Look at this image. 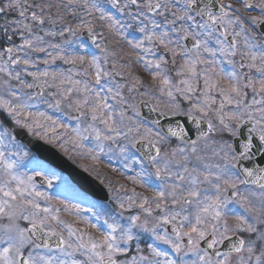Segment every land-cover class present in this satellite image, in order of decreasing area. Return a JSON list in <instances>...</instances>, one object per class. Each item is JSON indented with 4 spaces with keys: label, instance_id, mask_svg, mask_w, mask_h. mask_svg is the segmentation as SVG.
<instances>
[{
    "label": "snow or ice",
    "instance_id": "1",
    "mask_svg": "<svg viewBox=\"0 0 264 264\" xmlns=\"http://www.w3.org/2000/svg\"><path fill=\"white\" fill-rule=\"evenodd\" d=\"M76 3L77 0H69L65 7ZM108 3L121 16L128 10L126 14L129 22L121 23L116 17L105 13L95 0L91 4L84 0L82 6L86 11L88 8L100 11V19L107 20L109 30L122 38V29H133L135 25L134 32L140 33L141 36L127 39V44L132 50H139L144 54L137 56V61L144 63L154 83L159 82L161 94H166L175 101L176 97L172 91L175 89L185 99L192 100L197 91L196 84L203 79L204 87L188 109V117L199 127L200 120L195 114L207 116L212 106L217 103L211 93L218 92L219 107L214 110L222 130L235 136L236 129L230 126V122H235L237 129L240 124L252 122L253 128L250 131H256V126H259V135L256 137L259 143L254 146L253 138L249 136L238 153L231 144L225 143L220 150L223 152L222 165H205L202 172H197L195 168L189 171L187 167L179 165L183 171H173V161L167 158V153L161 155V149L157 146L163 141V136L157 134L158 139H148L141 151V140L137 139L139 127L124 125L123 112L119 113V123L114 118L113 106L108 101L111 99L118 104L127 103L120 91L124 85L117 84L112 79L122 75L116 70L115 64L112 65V71H109L96 56L87 60L82 55L65 58L61 55L60 45L48 44L47 48L58 50L56 55H53L43 46L42 36L25 38L16 49H5L12 65L22 62L25 66H35L29 58H24L23 61L20 57L12 58L14 50L24 49L45 52L53 63L57 59H63L65 63L74 66L77 62L82 66L86 65L79 70H68L69 73L85 79H73V75L58 72L51 73L52 84H48L47 80L40 83L41 89L46 84L48 87H58V93H49L54 97V103H50L49 107L59 111L61 105L66 103L68 109L78 113L71 117L77 121V125L71 129L72 143L76 147H82L84 141H91L89 152L95 153L93 159H97L98 155L119 154L125 160L124 167L130 168L132 164H139L140 172L130 178L133 183L152 176L162 183L155 185L151 197L132 190V195L120 199L118 206L122 210L121 215L132 208H138L143 214V219L141 214H136L128 216L124 224L115 219L112 222L105 220L103 225H99L101 237H92L61 220L60 208L50 203V198L45 192L37 190L33 176L17 174L14 171L15 163L7 161L5 152L0 151V215L29 223L27 228L13 224L0 232V264H228L230 253L222 254L217 251L214 255L223 258L213 260L208 251L230 239L228 233L248 234L247 238L238 239L230 249L236 253L247 252V259L241 257L239 264H264V207L256 208L252 205L249 195L255 193L245 194L240 189V185L253 184L264 190V168L241 164L243 160L251 161L256 153L264 157V39H258L256 36L257 29H264V0H236L238 7L233 3H224L223 0H108ZM133 6L135 11L130 10ZM29 8H40L41 14L32 11L29 17L26 15ZM16 10H19V19L7 22L6 26L16 25L31 34L32 26L25 21L30 19L39 25L45 23L42 5H28L27 0H7L0 6V13ZM253 12L258 14H252ZM87 14L91 15V12ZM169 15L171 19H168ZM152 16H160L163 20L158 22ZM48 20L52 24L56 23L51 16ZM82 24L88 27L89 32L92 31L89 22L82 21ZM65 32L75 35L76 29L67 26L59 33L46 31L45 35L63 36ZM92 39L95 43V37ZM97 47L99 48V45ZM157 47L163 48L164 52L171 56L173 65L178 56L183 58V63L176 72L181 79L176 84L172 83L163 67L168 64L165 55L154 59L146 58L155 57L154 49ZM101 51L105 53L104 65H107L108 56L115 54L108 53L107 49ZM218 55L223 57V60H218ZM237 55L241 58L238 66L232 59ZM43 62L47 65L50 61L45 59ZM222 63L228 64L230 70L219 68ZM198 65L204 67L198 70ZM241 69L247 71L242 72ZM23 71L35 81L50 75L47 70L29 72L28 67ZM0 72L8 75L10 79L19 80L25 88L35 87L34 84L22 80L20 72L13 76L7 62L0 65ZM56 81H59V85ZM66 83L71 86L64 88ZM135 83H140L139 78H136ZM129 91H132V88ZM248 91L252 93L250 101L246 100ZM8 94L16 102L0 96V108L8 111L16 124L30 132L33 129H43L45 135L49 130L56 133L57 127L64 129V133H58L57 138L69 131L67 125L59 123L44 112H29L28 109L32 105L20 102L18 94L10 88ZM37 95L42 96L43 91ZM57 95L58 99L55 98ZM228 106H231L230 110L225 111ZM179 107V104H173L174 110H179ZM41 120L44 123H41ZM208 130H215L211 121H208ZM168 131L172 136L178 134L171 128ZM133 133L136 135H132ZM179 134H184L183 129H180ZM7 135V131L0 133V141ZM145 135L151 136L152 130L146 129ZM195 143L192 141L193 145ZM195 151L196 148L193 147L192 152ZM136 152H140L139 157ZM178 152L184 153L185 149L180 148ZM176 154L177 151L174 150L173 157ZM146 165H150L154 171H149ZM240 175H243L244 179H239ZM48 184L51 186V181H48ZM261 195L264 197V192ZM41 200L46 202V206L39 203ZM241 208L244 213L255 212L256 215L249 217L242 214L239 211ZM64 210L69 211L67 206ZM157 211L159 215L154 216ZM153 217L154 219H150ZM229 218L233 220L232 224H229ZM257 223L261 226L257 227ZM167 225H171V234L167 228L159 230ZM57 227L61 229L59 232ZM91 227L95 229L98 225L93 224ZM65 229L67 239L64 235ZM134 229L147 233L155 241L167 245L178 259L169 257L167 252L161 251L151 243L147 245L150 256L142 255L139 243H136L137 255L130 259H119L118 257L129 252L132 242L140 240ZM209 236L211 239H208ZM200 241H206L207 248L202 249ZM41 249L44 251H40ZM257 249L259 255H256ZM76 253L85 256V261L72 258ZM189 254L196 259H185ZM62 256L69 259H63Z\"/></svg>",
    "mask_w": 264,
    "mask_h": 264
},
{
    "label": "rangeland",
    "instance_id": "2",
    "mask_svg": "<svg viewBox=\"0 0 264 264\" xmlns=\"http://www.w3.org/2000/svg\"><path fill=\"white\" fill-rule=\"evenodd\" d=\"M63 6L65 7V3H63ZM44 20H45V23L43 25L38 24L36 27V28L41 29V33H44V34L46 31H55V32L59 33L61 31H63V29L66 27L65 25L64 26L62 25V28H60L59 31H56L53 27L51 28V26H46L47 25L46 24V22H47L46 18H44ZM68 35H69V37L74 36L72 33H68ZM47 36H49V35L42 36V37L43 38L46 37V40H47ZM56 36H58V38L60 39L58 45H63L65 43V41L68 40L66 37V33H64L63 36H61L59 34ZM47 43L45 45H47ZM52 51L54 53H57L58 50L52 49ZM169 77L172 80V83L175 84L173 77L172 76H169ZM173 90L174 89H172V91ZM155 91L159 92V89H157ZM157 99H158V102H160V98L157 97ZM64 105L65 104L61 105V109L59 111H57L55 108L51 107L48 116H51L54 119H57L58 122L61 124H64L67 126L71 125L74 128L76 125H73L74 121L72 122L71 120L67 119L68 118V110H66V108H64L65 107ZM2 109H4V108H2ZM4 111L7 114H9L8 111H6L5 109H4ZM69 113H70V111H69ZM33 114H35V113H33ZM65 115H67V116H65ZM8 117H9V119L13 120V117L11 115H9ZM41 123H44V121L41 120ZM0 124H1V121H0ZM212 124L215 125V128H216L215 130H213V134L212 135H206L204 138L199 139L198 141L195 140V142H196L195 145H193V144H191V145L177 144L176 146L173 147L170 144H164V143L160 142L161 144H159V145H160V149H161V155H164L165 153L168 154L167 158L173 161V169H172L173 171H183V169L181 167H179V165H183L184 167H187L189 169V171H192V169L195 168L197 170V172H199L200 168H202V167L204 168V166L207 165V163L205 164V162H203L204 161L203 158L207 159L208 156L209 157L211 156V158L215 159V162L211 163L213 166L217 165V164L222 165L224 163V160L222 159L223 152H221L220 150L225 143L230 144V142L227 140V136L224 134V132L222 130L217 131V125L215 124L214 120H212ZM4 131H7L8 135H7V137H4V139L2 141H0V151L5 152V159L9 162L15 163L16 167H15L14 171L17 174L31 175L34 177V175H36L37 173H40V175H42V177L44 176L46 178V180L51 181L53 188H51V190L49 191L50 194L47 193L48 197L50 198V203L53 206L60 208V212H59L60 219L65 221L66 223H68V221H67L68 220V211L64 210L65 206H67V208H68V200H67L68 199V187H64L62 184H60L63 180L60 178L61 175L52 173L51 169L48 166H46L45 164H41L39 161H37L35 156H33V154L25 146L18 144L17 142H15V140H13L11 134L9 133L8 130H6V128L0 126V133H3ZM37 133H39V134H37ZM58 133H64V129L57 127L56 133H53L51 130H49L47 135L44 134L43 129H33V131H31V134L33 136H36V137L42 139L43 141L49 142L51 145H55L63 153H65L67 156L68 155L73 156V157L79 156V151L77 150L78 147H76L72 143L73 134L70 137H68V132H67V134L60 135L59 138H57ZM193 147L196 148L195 152H192ZM180 148H184L185 152L179 153L177 151V154L173 157V155H172L173 151L178 150ZM217 150H218V152H217ZM121 160H124V158L120 156V163H121L120 166L122 168L118 165L117 166L120 169L125 170V171L132 170V172H134V173H131V175H130V172H127L125 174L126 177H122L120 182L118 181L119 183L115 184V185H117L118 188L115 187L113 195L111 197V198H113V200L115 202V204H114V209H115L114 210V216L113 217L109 216V217L104 218L105 212H103L102 218H101L102 224L104 223L105 220L112 222V220H114V219L117 220L119 223L124 224L126 222V218L128 216L141 214L140 210L138 208H132L129 211L123 212V214L121 215L122 210L118 206L120 199H123L125 196L132 195L131 190H132V187L134 185H138L140 187H143L139 183H133L132 182V179H130V178L136 176L135 170L132 169L131 167L130 168L124 167V163L121 162ZM81 162L83 163L85 168L88 169V171H91L92 173L97 174L96 176L104 177V176H102L104 171L102 170L101 167H99L98 164L95 163V160H92V159L87 160V161L81 160ZM147 169L149 170L148 167H147ZM138 170L140 172V170H141L140 166H139ZM212 170L214 171L215 168H213ZM0 174H2V169H0ZM144 179L145 178H143V180ZM148 179L151 183H153V181H155L154 176H152ZM135 189L137 190V193H140L143 196L151 197L153 195V194L146 195L141 190H139L137 188H135ZM240 189H241V191H244L245 194L255 193V195H249V200L251 201L252 205H254L256 208L264 207V197H262V195H261V193L264 192V190L260 189V190L255 191V192H253V191L249 192V190H246L242 185H240ZM37 190H39V189H37ZM39 203L42 206H46V202L43 200L39 201ZM234 207L238 208L239 206L234 205ZM239 211L242 214H245L249 217H253L256 215L255 212L244 213V210L242 208L239 209ZM98 213L100 214V212H98ZM155 215H159V212L157 211L156 213H154V216ZM141 216L143 219V214H141ZM150 219H154V217L150 218ZM74 221L77 222L78 220H76L74 218ZM232 223H233V220L231 218H229V224H232ZM13 224L19 225L22 228H26L27 225H29V223L27 221H24L22 219H9L8 216H6V215H0V232H2L5 227L12 226ZM71 225L76 229L81 228V230H83L84 232L86 231V229L84 228L85 227L84 224H82V226L79 228L76 227L74 224H71ZM260 226L261 225H259L257 223V227H260ZM164 228H165V226L161 227L159 230L163 231ZM90 229L91 228L87 229L88 231H86L85 233H87V232L90 233L91 232ZM56 230L59 232L61 229H60V227H57ZM134 232L136 234H138L139 236L145 235L144 237L147 238L146 241H144V239L140 238L139 241H134L131 244V246L132 245L136 246V243H139V246L140 245L142 246V248H141L142 249V253H141L142 255L150 256L147 245L149 243H151L154 246H156L158 249H160L161 251L167 252L169 257H171L173 259H178L177 255L175 253H173L172 250L170 248H168L167 245H164V244H161V243L155 241L147 233L138 232V230H135V229H134ZM236 234L242 235V238L248 237L247 233H243V234L236 233ZM64 235H65V238L67 239L68 238L67 237V229L64 230ZM88 235L91 236L92 234H88ZM101 235H102V233H99V236H95V237H101ZM228 235L230 236V235H232V233H228ZM252 238H254V236ZM141 239H142V241H141ZM72 240L75 242L74 238H72ZM130 247H129V252L127 254H125L124 256H120L118 258L121 260H124V259H130L132 256L137 255L136 249L134 248L133 251H131ZM40 251L43 252L44 250L41 249ZM25 253L27 254V249L25 250ZM54 254L59 255V253H54ZM256 255H259V249H257ZM241 257H243L244 259H247V257H248L247 252L229 254L228 264H239ZM61 258L69 259L68 257H64V256H62ZM72 258H74L76 260H80V261H85V259H86V257L81 255L80 253H76L74 255V257H72ZM185 259L192 260V259H196V257L189 254L188 256L185 257Z\"/></svg>",
    "mask_w": 264,
    "mask_h": 264
},
{
    "label": "flooded vegetation",
    "instance_id": "3",
    "mask_svg": "<svg viewBox=\"0 0 264 264\" xmlns=\"http://www.w3.org/2000/svg\"><path fill=\"white\" fill-rule=\"evenodd\" d=\"M247 14V13H245ZM252 14H257L255 12H253ZM13 14L10 13V12H5V13H2L0 14V65L4 64L5 62H7V67L9 68V70L12 72L13 76H15L16 72H20V77L21 79L23 80V63H22V68L18 65H16V67H12L9 62H8V53L5 51L6 48L8 47H12L14 49H16L19 45H21L23 43V40H24V30L21 28H17L16 25H10V26H6V23L7 22H10L9 20V17L12 16ZM13 33L14 35L11 37V39H9L10 37V33ZM257 36V35H256ZM257 38H259L257 36ZM231 39V38H230ZM240 48L241 50L243 49V40L241 39L240 41ZM24 50L22 51H16L14 50L13 53H12V58H16V57H20L21 58V61H23L24 59ZM217 59L218 60H223V57H220L219 55L217 56ZM236 61L237 63V66L239 65V62L241 60L240 56L237 55L236 57L232 58ZM14 66V65H13ZM220 68H223L225 70H230V66L226 63H222ZM219 70V68H218ZM240 71H247V69H241ZM7 82V83H5ZM19 83L16 79H10L8 75H6L5 73L3 72H0V93L2 95V97H7V98H11L12 96H10L8 94L9 92V88L11 89V91H14L18 94V96L23 92L22 88L19 87ZM248 94H251L252 93L250 91H248ZM179 110L182 111L184 108L183 104L179 103ZM225 111H228V110H225ZM246 119V118H245ZM230 126L233 128V129H236V132H237V128H236V124L235 122H230ZM253 128V127H252ZM218 130H222L221 128H217V131ZM224 131V130H222ZM256 131H259V126H256ZM77 150L80 152V149L77 148ZM90 173V172H89ZM92 175V174H91ZM94 177V175H92ZM96 179H98L97 177H94ZM68 179V178H67ZM101 181H104V179H100ZM158 180H156L155 178V181L153 182H157ZM68 185H69V188H73L75 189L82 197H83V202L85 203H89V202H93V203H96V204H100L98 201H95L94 199H90L89 197H87L86 195L82 194L79 189H77L78 187H76L72 181L70 179H68ZM148 187L150 189H152L154 187V184L151 183L150 181H148ZM103 205V204H102Z\"/></svg>",
    "mask_w": 264,
    "mask_h": 264
},
{
    "label": "water",
    "instance_id": "4",
    "mask_svg": "<svg viewBox=\"0 0 264 264\" xmlns=\"http://www.w3.org/2000/svg\"><path fill=\"white\" fill-rule=\"evenodd\" d=\"M191 125L194 127L191 128L192 133L188 137V139H187L188 141H191L196 136L195 134H197L199 132L198 131L199 129L195 124H191ZM200 132H203V131H200ZM187 133L188 132L186 130H184V134L186 135ZM14 134L17 137V139H19L20 141L25 143L31 150H33L35 153H37V155L40 159L44 160L45 162H48L49 164L52 165V167L54 166L57 169L68 174V159L64 158V156L62 157V155L59 154L54 148L46 146L37 140L30 139L23 130L17 129L14 131ZM179 136H183V135L179 134ZM262 158H263L262 156L257 157L256 163L259 164L261 162L260 160ZM249 166L250 167L253 166L252 162ZM53 239H55V238H53ZM53 247H54V244H53Z\"/></svg>",
    "mask_w": 264,
    "mask_h": 264
}]
</instances>
